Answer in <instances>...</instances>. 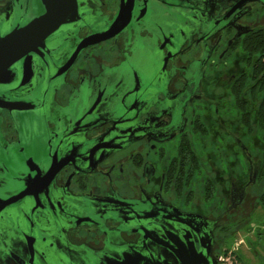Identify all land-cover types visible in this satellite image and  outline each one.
<instances>
[{
	"label": "flooded vegetation",
	"instance_id": "1",
	"mask_svg": "<svg viewBox=\"0 0 264 264\" xmlns=\"http://www.w3.org/2000/svg\"><path fill=\"white\" fill-rule=\"evenodd\" d=\"M68 8L0 72V264H238L262 150L236 101L261 90L264 0ZM45 11L0 0V38Z\"/></svg>",
	"mask_w": 264,
	"mask_h": 264
},
{
	"label": "water",
	"instance_id": "2",
	"mask_svg": "<svg viewBox=\"0 0 264 264\" xmlns=\"http://www.w3.org/2000/svg\"><path fill=\"white\" fill-rule=\"evenodd\" d=\"M76 5V0H41L43 5L46 8V11L32 19L30 24L24 28L21 32H13L11 34H7L0 38V72H7L5 70L9 64L13 63L15 60L19 59L20 56L24 55V51H26L28 47V43H24V40L30 39L29 32L36 27H40L41 25L44 27L42 35L40 37L43 38L48 31H51L55 27H57L62 22L66 21L68 18H71L72 15L77 14L76 9L72 12L70 7V2ZM56 7H60L63 10L58 13ZM76 7V6H75ZM28 31L27 32L25 31ZM106 34L98 35V37H105ZM32 39L36 40V36L33 35ZM37 42V40H36ZM81 44V43H80ZM34 45V43H32ZM1 103V101H0ZM12 107L21 108L18 104L10 105ZM193 252H196L193 249Z\"/></svg>",
	"mask_w": 264,
	"mask_h": 264
},
{
	"label": "trees",
	"instance_id": "3",
	"mask_svg": "<svg viewBox=\"0 0 264 264\" xmlns=\"http://www.w3.org/2000/svg\"><path fill=\"white\" fill-rule=\"evenodd\" d=\"M259 64L260 65L258 67L260 68L261 66L264 67V64H261V63ZM260 74L263 76V81L258 85V88L260 87L261 90L257 91V97L255 99L247 100L245 102L241 100L236 101V104L238 105L239 108L250 109V113L246 112L244 115H242V117H244L243 119L247 127H251L253 126V124L255 125L257 141L260 142V145H261V147L258 149L262 150V153H261L262 154L261 155L262 164L260 167L259 175L257 176V179H256V203L257 205H259V207L262 209L263 212L258 218L250 217L247 220V225L250 222L255 221L259 223V226L260 224L264 225V74L263 73H260ZM242 223H243V218H240L238 221H236L237 227L235 226L230 227L231 230L233 229V231H237L239 228H241ZM256 236L259 240L264 238V230L261 228V226L260 228L256 230ZM230 237L231 238L229 239V242H228L229 245H231L234 235ZM262 244H264V242H262ZM236 259L237 261H239V263L249 264L241 253L236 254Z\"/></svg>",
	"mask_w": 264,
	"mask_h": 264
},
{
	"label": "rangeland",
	"instance_id": "4",
	"mask_svg": "<svg viewBox=\"0 0 264 264\" xmlns=\"http://www.w3.org/2000/svg\"><path fill=\"white\" fill-rule=\"evenodd\" d=\"M254 206L255 207L252 208L249 212H245V213L241 214L240 218H243V223L241 225V228H239L237 231H235L234 238H233V241L231 242V245L229 246V249L234 248L238 244V246L241 247L238 252H240V253L243 252L245 254L244 258H245V260L247 259L246 261L250 262L251 260L250 259L248 260L250 254L255 253L256 259L259 260V262H263L264 261L263 260L264 259V244H262V242H264V238L259 240L256 236V230L258 228H260V226L264 230V225L260 224V226H259V223L255 222V221H252L247 225L248 218H250V217L251 218H255V217L258 218L263 212L262 209L259 207V205H257V203ZM236 220H238V219H235V221ZM239 241H241L242 243H239ZM228 256H229V259L226 260L228 263L237 264V262H235V258L233 256H230V255H228ZM223 257H226V255H223ZM256 259H255V261H256ZM255 261H253V262H255Z\"/></svg>",
	"mask_w": 264,
	"mask_h": 264
}]
</instances>
